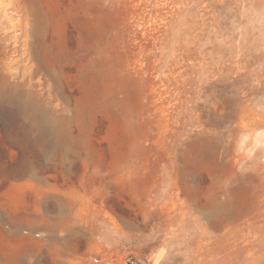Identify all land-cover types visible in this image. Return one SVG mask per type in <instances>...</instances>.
Here are the masks:
<instances>
[{
	"label": "rangeland",
	"instance_id": "374dc122",
	"mask_svg": "<svg viewBox=\"0 0 264 264\" xmlns=\"http://www.w3.org/2000/svg\"><path fill=\"white\" fill-rule=\"evenodd\" d=\"M129 258L264 264V0H0V264Z\"/></svg>",
	"mask_w": 264,
	"mask_h": 264
},
{
	"label": "built area",
	"instance_id": "2783aa9c",
	"mask_svg": "<svg viewBox=\"0 0 264 264\" xmlns=\"http://www.w3.org/2000/svg\"><path fill=\"white\" fill-rule=\"evenodd\" d=\"M128 263H129V264H135V260L132 259V258H129V259H128Z\"/></svg>",
	"mask_w": 264,
	"mask_h": 264
},
{
	"label": "bare ground",
	"instance_id": "6f19581e",
	"mask_svg": "<svg viewBox=\"0 0 264 264\" xmlns=\"http://www.w3.org/2000/svg\"><path fill=\"white\" fill-rule=\"evenodd\" d=\"M19 231V230H18ZM28 231H30V230H28ZM52 235V234H51ZM41 261V260H40Z\"/></svg>",
	"mask_w": 264,
	"mask_h": 264
}]
</instances>
